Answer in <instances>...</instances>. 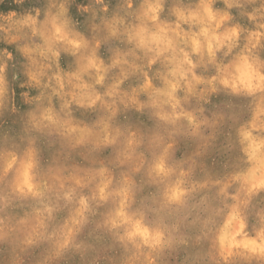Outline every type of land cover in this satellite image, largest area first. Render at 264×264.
I'll return each instance as SVG.
<instances>
[{
    "label": "rangeland",
    "instance_id": "1",
    "mask_svg": "<svg viewBox=\"0 0 264 264\" xmlns=\"http://www.w3.org/2000/svg\"><path fill=\"white\" fill-rule=\"evenodd\" d=\"M263 163L264 0H0V264H264Z\"/></svg>",
    "mask_w": 264,
    "mask_h": 264
},
{
    "label": "bare ground",
    "instance_id": "2",
    "mask_svg": "<svg viewBox=\"0 0 264 264\" xmlns=\"http://www.w3.org/2000/svg\"><path fill=\"white\" fill-rule=\"evenodd\" d=\"M231 1V0H230ZM196 2V1H195ZM240 2V1H239ZM234 3V2H233ZM229 6V5H228ZM169 8H171V7H169ZM212 9V8H211ZM53 10V9H52ZM154 10V9H153ZM214 10V9H213ZM62 15V14H61ZM53 16V15H52ZM51 17V16H50ZM125 17V16H124ZM164 18V17H163ZM235 22V21H234ZM122 23V22H121ZM236 23V22H235ZM120 24V23H119ZM129 24V23H128ZM129 26V25H128ZM36 27V26H35ZM130 29V28H129ZM67 31V30H66ZM32 33V32H31ZM73 34V33H72ZM92 35V34H91ZM76 37V36H75ZM185 37V36H184ZM70 39V38H69ZM198 40V39H197ZM125 44V43H124ZM208 45V44H207ZM238 46V45H237ZM251 46V45H250ZM195 47V46H194ZM27 48V47H26ZM124 49V48H123ZM135 50V49H134ZM39 51V50H38ZM75 52V51H74ZM85 52V51H84ZM22 53V52H21ZM28 53V52H27ZM30 53V52H29ZM208 53V52H207ZM135 55V54H134ZM245 55V54H244ZM134 62V61H133ZM140 62V61H139ZM219 62V61H218ZM226 62V61H225ZM209 63V62H208ZM50 65V64H49ZM254 65V64H253ZM113 67V66H112ZM113 70V69H112ZM139 70V69H138ZM241 70V69H240ZM31 71V70H30ZM70 71V70H69ZM101 73V72H100ZM63 74V73H62ZM122 75V74H121ZM239 75V74H238ZM48 76V75H47ZM113 76V75H112ZM241 76V75H240ZM37 77V76H36ZM100 80V79H99ZM117 80V79H116ZM117 82V81H116ZM98 84V83H97ZM260 84V83H259ZM89 85V84H88ZM87 85V86H88ZM174 85H175V83H174ZM253 87V86H252ZM257 87V86H256ZM84 88V87H83ZM162 100V99H161ZM65 103V102H64ZM42 104V103H41ZM45 114V113H44ZM47 114V113H46ZM45 114V115H46ZM183 114V113H182ZM188 121V120H187ZM194 124V123H193ZM79 129V128H78ZM63 144V143H62ZM86 145V144H85ZM64 146V145H63ZM75 148V147H74ZM74 153V152H73ZM77 154V153H76ZM59 157V156H58ZM141 157V156H140ZM133 164V163H132ZM106 165V164H105ZM263 165H264V163H263ZM9 167V166H8ZM158 168V167H157ZM5 169V168H4ZM27 176V175H26ZM30 176V175H29ZM243 176V175H242ZM110 177V176H109ZM256 179V178H255ZM73 180H75V179H73ZM83 181V180H82ZM258 181V180H257ZM80 184V183H79ZM72 187V186H71ZM57 190V189H56ZM180 191V190H179ZM244 196V195H243ZM61 199V198H60ZM5 200V199H4ZM64 200V199H63ZM62 202V201H61ZM86 203V202H85ZM63 205V204H62ZM67 206V205H66ZM129 206V205H128ZM60 210V209H59ZM81 210V209H80ZM84 210V209H83ZM49 211V210H48ZM49 213V212H48ZM85 216V215H84ZM54 219V218H53ZM238 221V220H237ZM239 223V222H238ZM95 224V223H94ZM98 224V223H97ZM96 226V225H95ZM98 226V225H97ZM74 228V227H73ZM107 230V229H106ZM52 233V232H51ZM233 235V234H232ZM231 235V236H232ZM74 236V235H73ZM230 236V237H231ZM148 238V237H147ZM147 240V239H146ZM259 243V242H258ZM261 244V243H260ZM264 245V244H263ZM261 246V245H260ZM258 248V247H257ZM238 249V248H237ZM252 249V248H251ZM254 251H255V249H254ZM232 253H233V251H232ZM241 253V252H240ZM49 254V253H48ZM147 256V255H146ZM228 256V255H227ZM256 256V255H255ZM134 260V259H133ZM148 263V262H147ZM69 264V263H68Z\"/></svg>",
    "mask_w": 264,
    "mask_h": 264
}]
</instances>
